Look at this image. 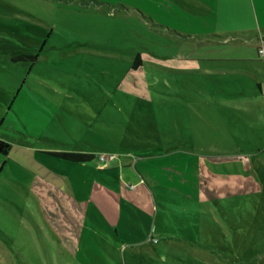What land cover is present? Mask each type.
I'll return each instance as SVG.
<instances>
[{"label": "rangeland", "instance_id": "obj_1", "mask_svg": "<svg viewBox=\"0 0 264 264\" xmlns=\"http://www.w3.org/2000/svg\"><path fill=\"white\" fill-rule=\"evenodd\" d=\"M241 1L219 0L216 12L197 1L201 9L175 14L177 24H169L159 20V12L147 13L148 0H0V138L11 143L8 154L0 152V264L114 259V254L90 253L96 247L88 248L85 240L80 253H67L62 235L71 220L69 208L48 188L50 183L63 186L80 199L95 179L114 182V157L107 161L109 169H98L94 159L80 173L72 168L75 163L48 151L86 147L97 156L136 154L146 148L143 139L158 136L162 151L193 149L182 141L187 130L194 123L203 134L206 125L194 119L192 109L213 122L207 113L212 106L221 108L227 122L225 142L217 138V127L215 138L240 149L258 186L248 180L239 196L193 207L194 201L174 200H191L193 195L184 191L164 197L167 205L198 210L199 225L193 239L156 244L175 245L177 253L154 254L146 262L264 264V58L252 32L247 37L236 33L255 25V11L251 5L242 8ZM20 54L38 57L14 61ZM138 54L142 64L134 68ZM132 170L138 175L134 165ZM86 216L84 235L94 226L92 215ZM93 241L109 251L99 234ZM115 258L130 262L131 255L120 252Z\"/></svg>", "mask_w": 264, "mask_h": 264}, {"label": "crops", "instance_id": "obj_2", "mask_svg": "<svg viewBox=\"0 0 264 264\" xmlns=\"http://www.w3.org/2000/svg\"><path fill=\"white\" fill-rule=\"evenodd\" d=\"M148 1L150 4L145 6L147 13L155 15L159 12V14L163 15L159 20L169 24H177V18L179 17H175V14L192 13V11L201 9L197 1L205 3L206 8H209L211 12H216V6L220 4L219 0ZM132 3V5L140 4L139 2V4H135L136 2ZM250 5L256 14L255 25L252 28L246 26L242 28L243 30L236 31V33L247 37V33L252 32L250 37L256 39L259 46V32H264V0L241 1V6L244 9H251ZM133 9H138L139 13L141 12L145 18L151 17L152 20H155L152 16L146 15L138 7H133ZM170 14H173V16ZM217 73L223 74L221 72H213L212 74ZM213 76L216 77L215 75ZM257 83L261 86L260 82ZM235 106L239 112L241 105L236 103ZM207 113L211 115L213 122L206 120L207 117L205 118L199 114L197 109H192L194 119H199L206 125L205 129L201 128L203 134H200L198 129L193 125L194 120L192 119V128L190 132L187 130V135H185L187 137H184L182 141L191 142L192 147H194L193 149L168 148L162 151L161 147L164 146L161 145V141H163L161 136H158L156 140H151V138L143 139L147 143L143 142L141 147L145 146L146 148H143L145 150L138 151L139 153L134 154L130 150H125L126 152L116 151L112 154L114 157V167H117L114 168V182L108 181L107 178H102V181L95 179L92 183H89L88 189L86 188L87 194L80 199L63 186L54 183L48 184V188L56 190L53 194L56 195L57 199L69 208L71 220H69L67 235H62L66 238V245L62 247L67 253H80L82 243L85 240L86 245H89L87 246L88 248L96 247L94 252L90 250V253L114 254V259L105 260L101 264H148L146 262L147 258L155 259L151 255L155 254L158 257L159 254L177 253L175 245L163 248L158 247L156 244L162 240L172 241L183 236L193 239V228L195 225H199L198 210L194 209L192 211L186 208H178L171 203L167 205L166 198L164 199V197L170 194L176 196V191H184L186 195H193L190 197L191 200L186 199L184 201L183 197L174 200L186 203L194 201L193 207L195 204L206 205L210 200L219 201L229 195L239 196L244 193L242 189L248 183V180L252 181V184L256 188L258 186L257 181L246 168V157L240 152V149L219 143L226 140L225 126L227 125L226 120H224L225 118L222 116L221 108L212 106L208 109ZM183 123L187 128L185 120ZM216 127L218 128L217 138L219 137L220 141L215 138ZM123 140L124 142L142 141L138 139L133 141L132 139ZM152 141H158L160 145L153 144ZM49 151L94 153L96 155L94 159L98 161H96L98 169L106 170L110 168L107 163L108 160L101 162L99 160L101 153L97 156L92 148L82 147L73 150ZM94 159L88 162H73L75 165L72 168L80 173H86V163H91ZM133 165L138 170V175H135L132 170ZM121 166L127 170L122 171ZM205 190H207L208 194L204 193ZM153 191H157L154 197ZM159 202L162 203L164 208L168 207L174 213V217L169 215L166 210H161ZM186 207L190 206L186 205ZM181 210L193 214L197 213V215L186 217L179 214ZM89 214L92 215L94 223H99V226H95L94 223V226L89 225L92 232L87 234V236L84 234L88 227L86 215ZM184 221L189 224V227L183 224ZM208 228L209 225L206 224V230ZM98 234L109 243V251L99 250V246L95 245L93 238ZM86 238L89 240L86 241ZM121 241L123 242L122 246H120ZM120 252L124 255L129 253L131 255L130 262L126 259L120 263L115 258Z\"/></svg>", "mask_w": 264, "mask_h": 264}, {"label": "trees", "instance_id": "obj_3", "mask_svg": "<svg viewBox=\"0 0 264 264\" xmlns=\"http://www.w3.org/2000/svg\"><path fill=\"white\" fill-rule=\"evenodd\" d=\"M37 57L38 55H34V54H20L14 56L13 60L18 61L24 59H32L34 61L37 59ZM141 64H142V59L140 54H138L133 63V67L138 68ZM10 149H11V143L0 138V152L3 154H8ZM48 153L72 162H88L96 157L94 153L77 152V151H49Z\"/></svg>", "mask_w": 264, "mask_h": 264}, {"label": "built area", "instance_id": "obj_4", "mask_svg": "<svg viewBox=\"0 0 264 264\" xmlns=\"http://www.w3.org/2000/svg\"><path fill=\"white\" fill-rule=\"evenodd\" d=\"M259 46H258V52L260 57L264 58V32L260 31L259 32ZM113 155H106L105 153H101L99 155V160L101 162H106L108 159H112Z\"/></svg>", "mask_w": 264, "mask_h": 264}]
</instances>
